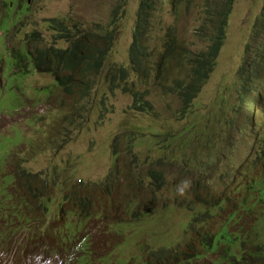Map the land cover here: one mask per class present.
<instances>
[{
	"label": "rangeland",
	"instance_id": "rangeland-1",
	"mask_svg": "<svg viewBox=\"0 0 264 264\" xmlns=\"http://www.w3.org/2000/svg\"><path fill=\"white\" fill-rule=\"evenodd\" d=\"M119 2L0 0V204L4 211L16 215L10 225L25 205L28 207L22 186L29 189V179L22 180L21 175L38 174L34 178L38 180L36 193L40 192L37 184L45 177L52 182L57 178L52 183L53 199L42 198L47 214L37 210L36 220L19 230L6 228V219H0V264H173L181 245L192 240L193 217L194 225L204 219L202 226L219 223L208 229L210 233L220 229L218 240L224 241L228 253L222 264L230 263L234 252L238 264L243 256L257 262L264 255L257 251L264 241V219L255 222L248 215L241 221V227L249 232L254 229V235L239 227V197L243 196L239 195V178L249 171L247 162L252 163L259 153L253 146L256 129L252 126V122L257 125L258 116L251 113V103L259 95L245 101L240 88L252 72L258 74L252 88L259 85L264 108V0H237L216 71L196 100L193 113L182 118L180 97L161 87L170 79L173 85L182 75L177 62L162 80L156 75L143 83L135 74L131 78L141 90L151 92L148 99L155 105L154 113L137 112L130 93L122 89L112 92L114 73L120 67H131L130 50L141 0H128V17L115 50L91 90L85 91L84 80H79L73 93H67L56 84L53 74L36 68L29 52L37 56L53 46L67 47L63 40H56L58 31L50 24L53 19L68 20L71 27L79 24L85 32L94 33L101 24L111 22ZM226 2L190 0L193 8L185 10L182 20L170 7L161 18L165 26L179 27L186 49L209 51L211 42L200 38L197 27L206 6L223 7ZM163 38L160 32L151 42L150 65L163 55ZM167 131L177 135L174 158L188 154V167L179 161L161 160L157 144ZM64 174L67 186L61 183ZM249 174H258L257 167ZM183 179L191 180V190L181 197L175 186ZM20 181L21 188L16 187ZM251 186L264 207V177ZM66 187L67 199L73 193L72 201L67 200L69 212L79 189L83 193L79 199L89 196L87 208L93 216L84 222L77 239L79 245L84 238L82 250L68 259L61 250L48 251L45 241L48 226L57 228L55 219ZM141 209L144 215L139 218ZM199 239L195 252L203 251ZM243 242L249 243L246 251L241 249ZM221 251L193 264H215Z\"/></svg>",
	"mask_w": 264,
	"mask_h": 264
},
{
	"label": "trees",
	"instance_id": "trees-1",
	"mask_svg": "<svg viewBox=\"0 0 264 264\" xmlns=\"http://www.w3.org/2000/svg\"><path fill=\"white\" fill-rule=\"evenodd\" d=\"M236 3L237 0H227L223 7H218L214 4L206 6L203 12L202 23L197 27V32L201 39H209L211 46L209 51L192 52L183 46L179 36V27L177 25L165 26L163 22L164 18H161L166 7H170L172 11H175L176 16L182 20L185 10L193 8V5H190V0H141L133 36L134 40L130 50L131 67H120L114 73L111 80L112 92L115 93L117 90L122 89L123 92L134 96L135 102L133 107L137 112L154 113L155 105L148 99L151 92L148 89L141 90L134 81H131V78L135 74L143 83L151 80L156 75V79L162 80L166 77L174 62H177V65L183 71L182 75L175 78L173 85H170V81H172L170 79L167 83L162 84L161 87L168 90L170 95L173 94L180 97L183 103L180 110L181 118L191 115L194 111L196 100L216 71L218 59L227 42L230 18L234 12ZM127 6L128 0H120L113 13L111 22L108 25L101 24L99 30L94 33L85 32L84 28L79 24L71 27L68 24V20L53 19L50 23L51 27L53 30L58 31L55 34V38L57 41L63 40L62 42L66 43L67 47L59 48L53 46L51 49H47V52L39 51L37 56L29 52L33 56L36 68L42 72L53 74L56 84L67 93H73L75 85H77V81L79 80H84L85 91L91 90L97 75L102 74L106 70L115 50L123 23L128 17ZM160 32L164 33L163 55L155 65H150L152 59L151 42ZM214 33L215 35H213ZM155 48L156 46L153 47V49ZM21 58L24 59L22 54ZM253 83L252 72L249 77L243 80L240 88V93H245V101L252 98L253 95H259V85L252 88ZM252 104V112L254 114L258 113L261 118L263 107L260 104V95ZM260 124L264 128V120ZM176 136L172 132L167 131L158 142V149L162 153L161 160L166 163H173V160L179 161L186 168L189 165L188 154L174 158V153L178 152L174 144ZM260 171L264 173V157L260 163ZM152 174L158 175L161 173L153 172ZM127 178H129V175L126 176L125 180ZM164 178L165 175H163ZM157 179L158 176L155 180ZM239 194L243 195V199L239 201V220L242 216H248L249 212L255 210H259L255 222L258 219H264V207L262 206L261 198L255 196L254 193L243 194L240 187ZM84 199L83 218L87 220L93 216L87 208L90 198L85 197ZM194 223L195 219L193 217L190 221V227L193 230L196 228V233L201 235L205 243L210 246V252L218 250L220 243H216L212 235L209 234L207 225L202 226L203 222L201 220L196 221V225ZM243 230L247 235H254V229L250 231L252 233L246 229ZM248 244V242L240 244L241 249L246 251L245 247ZM222 251H224L223 260L226 261L228 258L226 246H224ZM257 251L259 253L264 251V241L258 245ZM230 257L232 258V263L238 264L234 260V254H231ZM231 262L230 264H232ZM239 262H241L239 264H264V255H261L257 259V262H254L252 258L248 259L246 256L239 259Z\"/></svg>",
	"mask_w": 264,
	"mask_h": 264
},
{
	"label": "flooded vegetation",
	"instance_id": "flooded-vegetation-1",
	"mask_svg": "<svg viewBox=\"0 0 264 264\" xmlns=\"http://www.w3.org/2000/svg\"><path fill=\"white\" fill-rule=\"evenodd\" d=\"M38 174H23L21 175L20 179L25 180L29 179L28 185L29 190L27 193H23L22 196L25 199V204H28V207L25 205L23 208L19 218L17 220H14V224L10 225L9 221L11 219H14L16 217L15 214L11 212H6L1 208L0 204V219H6V228H12L14 230H19L21 228H24L26 224H29V222L35 221V215L36 211L38 210H44V212L47 214V209L45 207V202H43L42 198L48 197L50 200L53 199V186L52 183L57 181V178L55 181H51L50 177H45L42 181V183H38L37 187L40 189V192L36 193V182L37 179H34L35 176ZM16 179V176H14ZM35 180V181H34ZM61 183L65 184L67 186V178L64 175L61 177ZM21 184V181L18 183ZM48 186L46 192L45 188ZM82 194L81 191L78 189L76 194V199L74 198L75 203L72 205L74 206L71 208L74 209V213L68 214V201H72V193L71 196L67 199V187L63 188V195L60 198L61 204H60V212L58 213V219H55V222L57 223V228L54 230H51L52 226H48L47 230H45V236H46V243L47 247L49 249H58L63 251V253L67 256H73V254H77L80 249L79 245L77 243V239L80 237V233L84 230V221H83V196L78 198V196ZM16 195H19L17 192ZM15 195V196H16ZM76 200L78 203H76ZM24 204V202H22ZM21 210V209H20ZM56 215V214H55ZM70 215V216H69ZM55 217V216H54ZM42 218V217H41ZM61 225V227H60ZM40 227V226H39ZM52 231L51 237L49 238V232ZM54 237V241H51V238ZM83 241V237L80 238V245Z\"/></svg>",
	"mask_w": 264,
	"mask_h": 264
},
{
	"label": "clouds",
	"instance_id": "clouds-1",
	"mask_svg": "<svg viewBox=\"0 0 264 264\" xmlns=\"http://www.w3.org/2000/svg\"><path fill=\"white\" fill-rule=\"evenodd\" d=\"M31 2V1H30ZM29 5V4H28ZM29 8H30V5H29ZM103 25V24H102ZM118 42V41H117ZM117 45V44H116ZM116 47V46H115ZM258 77V74H255L253 76L254 78V82H255V79ZM259 95H260V92H259ZM254 96V95H253ZM252 99V98H251ZM256 101V100H255ZM252 103H251V113L252 112ZM245 111H246V107H244V113L245 114ZM261 118L259 117V114H254V115H257L258 116V120H257V125L255 124V122H252V126L254 125L255 126V129H256V132H255V136H256V141L255 143L253 144L254 148H256L257 150H259V153L257 154L258 157L256 159H253L252 160V163H249L247 162V165L249 166V171L251 168H254V167H257L258 169V174H249V171L245 174H240V178L242 177V180H240L239 178V187H240V190L243 194H248V193H254L255 196H257V194L255 192H253V188H252V182L256 181V180H259L260 178H263L264 177V173H262L260 171V163L262 162L263 160V157H264V128L261 126L260 122H262V120H264V108H262V111H261ZM183 166V165H182ZM184 167V166H183ZM188 167V166H187ZM185 168V167H184ZM197 175H200V174H194V176H197ZM208 175V174H206ZM205 175V176H206ZM201 176V175H200ZM201 177H204V176H201ZM20 187L21 188V184H17L16 187ZM191 187V180L189 179H183L181 180L176 186H175V191H176V194L178 196H184L187 192V190H191L190 189ZM28 188L26 186H22V192L23 193H27L28 192ZM78 190V189H77ZM71 192V191H70ZM72 193V192H71ZM76 194H77V191H76ZM76 194L74 195V198L76 199ZM83 194V193H82ZM240 195V194H239ZM85 196V195H84ZM83 196V199L85 198ZM72 197H73V193H72ZM87 198H89V196L87 195L86 196ZM243 199V196L242 197H239V201H241ZM72 210V209H71ZM258 211L259 210H255V211H252V212H249L248 215H251L253 217L254 220H256L257 218V215H258ZM72 214L74 213V209L69 212L68 210V214ZM144 215V211H142L141 209V215H139L138 217L141 218L142 216ZM70 216V215H69ZM245 216H242V218L239 220V223H240V226L241 227V221L244 219ZM205 220V219H204ZM204 220H201V222H203ZM83 221L84 222H88L87 220L85 221L84 218H83ZM219 223H214L213 225L207 227V228H210L212 226H217ZM221 224H224V221L221 222ZM193 234L191 235V241L188 243V245H185L187 246L186 247V250L185 249V246L181 245V253L180 255H177L176 258L174 257L173 259V264H193L194 261L197 259V260H209V256L212 254V253H215V252H218V251H221V250H214L213 252H210V249L208 246L207 243H205L203 237L199 234H197L196 232L194 233V230L191 228L190 229ZM219 228H218V233H219ZM3 231V230H2ZM230 232V231H229ZM218 233H210L209 231V234L212 235L213 239H215V242L216 243H220V246L223 247L222 250L224 249V241L222 239H219L218 240ZM231 233V232H230ZM81 235V233H80ZM197 237H200L201 239L198 240V242L202 245L203 247V251H200V252H195L193 250L194 246H195V243H196V239ZM84 239V238H83ZM217 239V240H216ZM90 240V238H89ZM46 241V240H45ZM83 242V241H82ZM82 244V243H81ZM219 246V247H220ZM79 247H80V244H79ZM46 248L47 250H59L58 249H49L47 247V243H46ZM80 251L82 250V248L80 247L79 248ZM79 251V252H80ZM78 252V253H79ZM77 253V254H78ZM77 254H73V256H70L72 258H74V256H76ZM234 255H236V252L233 253ZM223 256H224V251H221L220 255H219V258L217 259L216 263L215 264H222V260H223ZM69 257V258H70ZM68 259V257H67ZM224 262V260H223ZM1 264H7L6 262H2ZM230 264V263H229Z\"/></svg>",
	"mask_w": 264,
	"mask_h": 264
},
{
	"label": "bare ground",
	"instance_id": "bare-ground-1",
	"mask_svg": "<svg viewBox=\"0 0 264 264\" xmlns=\"http://www.w3.org/2000/svg\"><path fill=\"white\" fill-rule=\"evenodd\" d=\"M256 116V115H255Z\"/></svg>",
	"mask_w": 264,
	"mask_h": 264
}]
</instances>
